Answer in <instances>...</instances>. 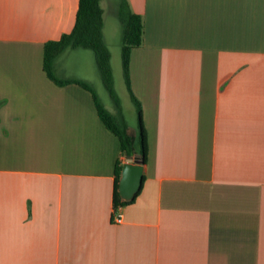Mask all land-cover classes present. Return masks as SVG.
<instances>
[{
    "label": "crops",
    "instance_id": "1",
    "mask_svg": "<svg viewBox=\"0 0 264 264\" xmlns=\"http://www.w3.org/2000/svg\"><path fill=\"white\" fill-rule=\"evenodd\" d=\"M121 1L100 2L109 50ZM127 1L148 152L115 224L120 142L91 92L43 68L79 0H0V264H264V0ZM54 72L95 90L99 70L67 49Z\"/></svg>",
    "mask_w": 264,
    "mask_h": 264
},
{
    "label": "trees",
    "instance_id": "2",
    "mask_svg": "<svg viewBox=\"0 0 264 264\" xmlns=\"http://www.w3.org/2000/svg\"><path fill=\"white\" fill-rule=\"evenodd\" d=\"M101 0H79L78 11L73 29L64 33L58 40L49 41L44 46L43 68L48 78L56 84L64 85L74 83L91 92L96 110L106 128L115 134L120 142L121 153L126 158H134L142 164L147 161V135L142 121L141 105L134 97L130 87L129 64L130 53L133 48L140 47L143 40V19L134 13L127 0H122L119 6L118 18L122 24L121 61L124 81L138 114V129L133 130L124 119L108 111L93 87L80 79H60L54 72V62L59 54L67 49H88L96 58V64L102 82L120 112L121 102L114 88L113 71L111 65V52L104 41L103 9ZM122 166H116V180L119 181ZM115 206L129 204L131 201L122 200L119 193L115 196Z\"/></svg>",
    "mask_w": 264,
    "mask_h": 264
},
{
    "label": "rangeland",
    "instance_id": "3",
    "mask_svg": "<svg viewBox=\"0 0 264 264\" xmlns=\"http://www.w3.org/2000/svg\"><path fill=\"white\" fill-rule=\"evenodd\" d=\"M106 12H108L107 8H106ZM119 39L120 40L122 39L121 33H119L117 37L114 35L111 36V38L108 41L109 46H110V51H111V65H112V71H113L114 88L122 104L123 117L125 118L126 122L129 124V126L131 125L136 126V130H137L135 106L132 104L130 100L129 93L126 88L124 76H123L121 49H120L121 42ZM78 60L80 62L82 59L79 57ZM90 76L92 79V84L97 94L99 95L101 102L105 105V107L108 110H110L113 113L114 112L113 108H115L114 102L110 98L102 82L100 72H95V75L92 72V75Z\"/></svg>",
    "mask_w": 264,
    "mask_h": 264
},
{
    "label": "water",
    "instance_id": "4",
    "mask_svg": "<svg viewBox=\"0 0 264 264\" xmlns=\"http://www.w3.org/2000/svg\"><path fill=\"white\" fill-rule=\"evenodd\" d=\"M143 166L144 164L133 158H127L123 164L119 181V192L123 200H133L140 190L143 181Z\"/></svg>",
    "mask_w": 264,
    "mask_h": 264
},
{
    "label": "built area",
    "instance_id": "5",
    "mask_svg": "<svg viewBox=\"0 0 264 264\" xmlns=\"http://www.w3.org/2000/svg\"><path fill=\"white\" fill-rule=\"evenodd\" d=\"M122 220H123L122 207L116 206L112 214V221L115 224H119L122 222Z\"/></svg>",
    "mask_w": 264,
    "mask_h": 264
}]
</instances>
